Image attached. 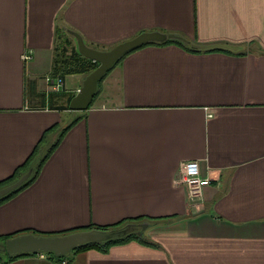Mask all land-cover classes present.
I'll list each match as a JSON object with an SVG mask.
<instances>
[{"label":"crops","instance_id":"1","mask_svg":"<svg viewBox=\"0 0 264 264\" xmlns=\"http://www.w3.org/2000/svg\"><path fill=\"white\" fill-rule=\"evenodd\" d=\"M69 30L102 50L162 31L201 51L129 53L67 121L86 77L66 73L56 89ZM76 119L37 179L0 205V235L142 219L160 246L0 264H264V0H0V181ZM190 160L210 179L198 200L179 182Z\"/></svg>","mask_w":264,"mask_h":264},{"label":"water","instance_id":"2","mask_svg":"<svg viewBox=\"0 0 264 264\" xmlns=\"http://www.w3.org/2000/svg\"><path fill=\"white\" fill-rule=\"evenodd\" d=\"M69 33L75 37L79 52L83 56L98 62V66L85 77L83 85L71 98L69 103V109L71 110H87L90 108L98 90L100 80L127 52L149 42H164L167 40L187 42L186 39L176 33L144 31L130 39L116 44L108 50H102L88 45L82 35L77 31L69 30ZM32 171L33 169H29L16 181L0 188V198L24 183L31 176ZM132 225L133 224H127L124 229L116 233H118V235L125 234L133 228ZM139 226L140 229H137L136 232L138 235H143L149 227V223L143 222ZM116 233L97 228L77 230L57 235L25 232L7 239L4 245H0V253L6 252L9 255L19 253H54L57 256H67L81 246L93 243L103 244Z\"/></svg>","mask_w":264,"mask_h":264},{"label":"trees","instance_id":"3","mask_svg":"<svg viewBox=\"0 0 264 264\" xmlns=\"http://www.w3.org/2000/svg\"><path fill=\"white\" fill-rule=\"evenodd\" d=\"M68 34H70V33H68ZM70 35H72V34H70ZM68 37H71V36L68 35ZM68 37L65 38V40H64V42L67 44V46H64V52H69V53H68V55H65V53H58L57 54V59L55 61V63H56L55 64V68L57 69V72L61 71L60 72V76L62 78L64 77V74H66V73H75V72H82V73L85 74V76H87L91 71H93L98 66V62L93 61L92 59H89V58L83 56L78 50L77 43L76 44H72V41H70L69 40L70 38H68ZM183 38L186 39L185 37H183ZM71 39H72V37H71ZM169 44L179 45V46H181V47H183V48H185V49H187L189 51H194V52L201 51L199 49L198 45H196V43L190 42L189 40H187V42L180 41V40H167V41H164V42H149V43H146V44H144V45H142V46H140L138 48H135V49L127 52L126 54H124L121 57V59L117 62V64L126 55H128L129 53H131V52H133L135 50H138V49H140L142 47H145L147 45L165 46V45H169ZM214 50H217V49H214ZM58 55L59 56L61 55V56L58 58ZM108 73L100 80L99 87H98V90H97V92H96V94L94 96L93 101L95 100V98L97 97L98 93L100 92L101 83H102L103 79L108 75ZM76 121H77V119L72 121L71 123H69L67 126L55 125L51 129L47 130L44 133V135H43L41 143L47 138L48 133H51L53 135H55L56 133L59 134L58 137L56 138V140L51 144L49 149L45 153H43L42 152L43 150L38 151V146H37L36 151L33 153V155H31L28 158V160L13 173V175H11L10 177L0 181V188H2L4 186L16 181L17 179H19L29 169H33L31 176L24 183H22L19 187H17L16 189L11 191L7 195H5L2 198H0V205H2L3 203L7 202L11 198H13L19 192H21L22 190H24L25 188L30 186L37 179V177L40 174L41 168L43 167V164L46 162V160L48 159L50 154L57 147L58 143L61 141V139H62L63 135L65 134V132L72 125H74L76 123ZM142 221H143L142 219L127 220V221H123V222H121L119 224H116V225L94 226L92 228H97V229H101V230H104V231L115 232L116 233V232L120 231L121 229H124L127 224H133L132 225L133 228L130 229L127 233L121 234V235H118V233H116L111 239L107 240L103 244H96V243L87 244V245H84V246H81V247L75 249L70 255H67V256H57L54 253H47V254L50 255L52 258L62 259V258H68V257L74 255L78 251L87 250V249H91V248L98 249V250H100L102 252H108L109 249L112 246H114V245L125 244V243H128L130 241H134V240L139 242V243H141V244H145V245H149V246H154V247L160 246V244L158 242H156L147 232L144 233L143 235H138L137 234V232H136V230L138 229L137 226ZM149 222H151V224H152L151 220H149ZM70 232H73V231L62 232V233H59V234H66V233H70ZM19 234H21V233H19ZM37 234H42V233H37ZM15 235H18V234L0 235V245H4L7 239H9V238H11V237H13ZM48 235H52V234H48ZM27 254H31V253H19V254L9 255L8 253L4 252V253H0V259L4 255L9 260H11V259L23 256V255H27Z\"/></svg>","mask_w":264,"mask_h":264},{"label":"built area","instance_id":"4","mask_svg":"<svg viewBox=\"0 0 264 264\" xmlns=\"http://www.w3.org/2000/svg\"><path fill=\"white\" fill-rule=\"evenodd\" d=\"M25 59L31 58V55L27 52L24 53ZM48 79H50L48 77ZM56 89L59 90L64 83V79L57 75ZM181 184L188 187L189 196L192 200H198L203 194V189L210 183L209 178H203L200 173V165L197 160H190L183 164L181 177L179 179ZM42 257H46V253H40Z\"/></svg>","mask_w":264,"mask_h":264},{"label":"rangeland","instance_id":"5","mask_svg":"<svg viewBox=\"0 0 264 264\" xmlns=\"http://www.w3.org/2000/svg\"><path fill=\"white\" fill-rule=\"evenodd\" d=\"M68 35L71 36L72 39H75L72 35H70V34H68ZM71 37H70V38H71ZM72 42H73V40H72ZM76 113H80V110H75V111H73L72 114H71L72 116H68V119H66V120H67V121H70V119L73 118V116L76 115Z\"/></svg>","mask_w":264,"mask_h":264}]
</instances>
